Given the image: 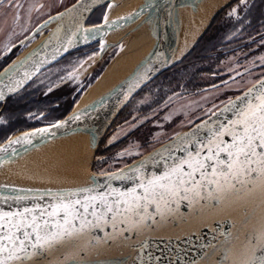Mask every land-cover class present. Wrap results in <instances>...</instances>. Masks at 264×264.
Segmentation results:
<instances>
[{"label":"water","instance_id":"obj_1","mask_svg":"<svg viewBox=\"0 0 264 264\" xmlns=\"http://www.w3.org/2000/svg\"><path fill=\"white\" fill-rule=\"evenodd\" d=\"M115 1L79 0V3L75 2L58 12L63 15L58 16V13H56L50 16L51 19L48 17L42 21L24 42L35 36L40 39L41 34L44 33L43 39L27 54L20 58L18 55L0 71V74H3L14 62L18 64L17 71L10 72L8 76L0 75V91L4 93V99L0 100V103H5L9 98L20 93L42 71L72 52L98 44L99 54L97 59L100 60L110 49L115 48L118 51L121 41L110 42L109 38L123 33L133 26L134 28L129 32L146 28L150 38L156 37L151 50L131 74L111 90L78 111L73 112L72 109L66 117L60 120L66 121L63 127L45 126L36 128H47L48 131L37 133L31 137V144L9 145V141L0 144V147L6 149V151H0V172L15 165L30 153L54 141L74 135H88L91 149L95 151L107 129L132 97L152 79L180 60H174L180 31L179 11L187 8L194 12L196 7L204 0H144L143 4L129 15L108 20L107 24L103 16L99 24L87 25L88 19L98 8L106 6V12L116 5ZM73 5H76L75 9H73ZM137 13L139 15H136ZM214 16L210 18V21ZM96 29H99V31H96ZM85 30H90V32L86 33ZM91 33H94V35ZM86 35L87 39H85ZM101 42H103V47ZM21 61H26V63L19 65ZM25 71L30 74L27 79L24 78ZM17 81H22V83L17 86ZM10 88L15 90L10 91ZM247 88L237 96L241 95ZM235 97L231 99H235ZM228 101L190 128L177 133L168 141L112 173L125 171L129 176H132L131 169L139 167L141 162L144 163L141 169L142 174L151 175L154 172L158 174L163 171L164 161L168 159L169 151H175L177 156L183 155V153L176 150V145L186 133L193 132L198 125L210 118L213 120L219 118L226 122V118L231 117V113L220 115V110ZM74 113L79 118L69 119ZM213 113H216V116H213ZM34 130L22 132L12 140H16L26 133H32ZM201 135L206 136V130H202ZM107 174L110 173L99 175L93 173L89 177L88 184L67 188L21 186L0 182V209L15 211L17 208L31 207L33 201L47 205L52 198L47 194L41 196V193L45 190H77L92 187L95 191H104ZM112 185L116 188L126 189L132 186V182L131 180H114ZM79 195L84 194L80 193ZM17 196L26 197V199L17 202L14 199ZM252 208H255V215L247 224H241V217ZM263 209L264 206H261L259 197H253L249 194L230 197L215 207L207 204L189 206L187 203H183L178 211L162 220L157 216L156 223L141 228L135 236L129 234L128 239L121 237L108 243H97L95 246H89L87 243L88 238L85 237L75 240L74 243H65L53 250L46 251L42 256L33 257L28 264H58L65 253L76 252L81 249V256L85 261L98 262V264H140L141 260L148 261L149 254L152 257V264H156L157 259L159 264H216L220 252H212L211 245L219 244L224 239L222 235L224 231L233 233L234 238L227 245L229 258L226 262V264H233L234 261L239 260L243 251L245 234L250 229L257 227L264 218ZM104 235V232H95V236L101 239L104 238ZM142 243L143 252H141ZM138 253L140 255H137ZM204 253L211 254L205 256ZM79 258L77 257V259Z\"/></svg>","mask_w":264,"mask_h":264},{"label":"snow or ice","instance_id":"obj_2","mask_svg":"<svg viewBox=\"0 0 264 264\" xmlns=\"http://www.w3.org/2000/svg\"><path fill=\"white\" fill-rule=\"evenodd\" d=\"M0 7L15 8L14 22L18 25L24 7L19 0H0ZM75 7L73 5V9ZM235 11L233 9V13ZM60 15L63 14L58 13ZM105 23H108L106 14ZM24 63L26 61H21L19 65ZM17 70L18 64L14 62L0 75L8 76ZM29 75L24 72L25 79ZM20 83L22 81H17V86ZM2 99L4 93L0 91ZM225 113L232 114L226 122L210 118L193 132L186 133L176 145V150L183 155L169 151L163 171L158 174H142L144 163L141 162L139 167L131 169L132 176L125 171L107 174L104 191H95L92 187L45 190L41 196L47 194L52 198L47 205L33 201L31 207L15 211L0 209V264H28L33 257L85 237L89 246L121 237L128 239L129 234L135 236L141 228L156 223L157 216L162 220L178 211L183 203L215 207L230 197L249 194L259 197L264 206V76L235 99L230 98L220 110V115ZM78 118L75 113L69 117ZM65 124L66 121H57L49 127ZM202 130H206V136L201 135ZM47 131V128L35 129L16 140H9V145L31 144V137ZM0 151L6 149L0 147ZM114 180H131L132 186L116 188L112 185ZM14 199L19 202L26 197ZM253 215L255 208L246 211L241 224H247ZM96 231L104 232V238L95 236ZM222 235L224 239L219 244L211 245L212 252H220L216 264H226L229 258L227 245L234 238L231 231H224ZM81 252L82 249L65 253L58 264H98L85 261ZM210 254L204 253L205 256ZM140 264H152L151 255L147 262L141 260ZM156 264H159L158 259ZM233 264H264V222L258 229L245 234L243 251Z\"/></svg>","mask_w":264,"mask_h":264},{"label":"flooded vegetation","instance_id":"obj_3","mask_svg":"<svg viewBox=\"0 0 264 264\" xmlns=\"http://www.w3.org/2000/svg\"><path fill=\"white\" fill-rule=\"evenodd\" d=\"M105 9L106 6L98 8L92 16L98 12L101 13V19L96 22L92 20L91 16L87 21V25L99 24ZM233 9H236L235 13H233ZM31 32L22 40L13 42L5 57L0 54V71L38 38V36H35L24 42ZM85 49H89V51H85ZM81 52L84 55H98V45H91L72 52L60 62L69 60L68 58H73L74 56L77 60L82 56L80 55L82 54ZM201 53L203 54L201 55ZM113 56L107 55V53L103 55L98 67L85 78V82L83 81L84 87L81 93L96 80ZM225 56L233 57L235 61L233 65L235 67L230 73L219 75L221 72H217L216 69L222 63V65H226V59H223ZM69 68L70 65H64L51 75H46L39 78V80L36 77L18 93L16 99H10L7 104L1 105L0 103V144L5 142L10 135L20 131L52 125L63 119L70 112L79 96L74 91L76 89L70 90V88L64 86L65 82L63 80L71 73V71H68ZM261 70H264V0H243V3L241 0H236L216 18L213 27L192 50L186 60L182 61L173 72L162 75L154 83L155 85L159 82V84L157 83V90L160 92L164 90L167 92L172 90L174 85H180L178 91L156 94L158 98L156 97L155 107L179 91H183L181 95L202 93L210 89L220 88L245 75L260 72ZM261 76H264V74ZM261 76L256 78L253 83L259 80ZM50 77H53L54 80L46 83V80ZM205 77L209 78V83L207 81V84H203ZM156 117L154 116V119ZM110 150L112 148L104 151L103 156H106V153Z\"/></svg>","mask_w":264,"mask_h":264},{"label":"rangeland","instance_id":"obj_4","mask_svg":"<svg viewBox=\"0 0 264 264\" xmlns=\"http://www.w3.org/2000/svg\"><path fill=\"white\" fill-rule=\"evenodd\" d=\"M61 1L62 0H21L20 4L24 7L21 10V19L18 25L14 22L16 9L1 7L0 54L5 57L13 42L20 39L22 40L39 23L53 14L58 13L61 8L65 9L67 3L66 1ZM235 1L236 0H232L224 6L208 25H206L205 29L201 32L199 39L196 40L180 62L174 64L168 70L143 86L122 109L107 129L96 149V153L92 160V171L94 174L99 175L110 173L132 163L135 159L168 141L177 133L190 128L196 122L209 116L223 103L237 94H240L247 86L252 84L256 78L264 74V70L251 73L220 88L210 89L202 93L181 95L183 91H179L178 93L169 96L163 103L155 107L156 94H167L169 92H175L176 90L178 91L180 85H174L172 90L167 92L165 90L160 92L157 90L159 82L155 85L154 83L158 81L162 75L173 72L182 61L186 60L192 50L208 34L213 27L216 18ZM38 5L41 7H37ZM103 16L104 14L102 15V18ZM99 19H101V13L97 12L92 16V20L96 22H98ZM85 51H89V49H85ZM22 52H20V54ZM116 52L117 50L113 48L107 52V55L113 56ZM80 55L82 56L77 60L74 56L73 58H68L69 60L62 62H60L61 60L58 61L42 71L37 76V80L46 75H51L61 66L70 65L68 71H71V73L63 80V82H65L64 86H67L70 90L76 89L74 91H76L80 97L81 95L79 94L84 87L85 78L90 75L102 61L101 59H97V54L84 55V53H82ZM223 59H226V65H222V63V66L220 65V67L216 69L217 72H221L219 75L228 74L235 67L233 65L235 62L233 57L225 56ZM53 77L47 79L46 83L53 81ZM67 81L68 83H66ZM207 81L209 83V78L205 77L204 82H202L203 84H207ZM17 96L18 94L9 98L5 103H1V105L7 104L10 99H16ZM74 106L75 105L72 106L71 110ZM154 116H157L156 119H154ZM110 148H112V150L108 151L106 156H103V152Z\"/></svg>","mask_w":264,"mask_h":264},{"label":"bare ground","instance_id":"obj_5","mask_svg":"<svg viewBox=\"0 0 264 264\" xmlns=\"http://www.w3.org/2000/svg\"><path fill=\"white\" fill-rule=\"evenodd\" d=\"M64 1L67 3L65 8L77 2V0H62L61 2ZM231 1L232 0H204L196 7L194 12H191V10L187 8L179 11L180 31L177 53L174 57L175 61H177V59L181 60L183 56L188 53L193 43L199 39L201 32L205 29L206 25H208L210 18L214 15L216 16L218 14L217 11ZM143 2L144 0H116V5L106 11L104 17L106 14L108 21L129 15L141 6ZM62 9L63 8H61L59 12ZM132 28H134V26L123 33L109 38L110 42L121 41L118 51L103 68L96 80L82 92L78 101L74 104L73 112L85 107L119 84L131 74L134 68H136L151 50L156 37L150 38L146 28H140L134 32H129ZM44 36V33L41 34V38L32 42V44L19 55V58L32 50ZM180 60L176 63L180 62ZM25 131L10 135L5 141L12 140ZM95 153L96 150L93 151L91 149L88 135L80 134L60 139L30 153L15 165L1 171L0 182L21 186L27 185L52 188H67L85 185L88 184L89 177L93 174L92 160ZM262 222H264V218L255 229H258ZM253 229H250L248 232Z\"/></svg>","mask_w":264,"mask_h":264},{"label":"trees","instance_id":"obj_6","mask_svg":"<svg viewBox=\"0 0 264 264\" xmlns=\"http://www.w3.org/2000/svg\"><path fill=\"white\" fill-rule=\"evenodd\" d=\"M203 53H201V55H202Z\"/></svg>","mask_w":264,"mask_h":264}]
</instances>
